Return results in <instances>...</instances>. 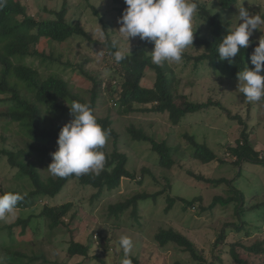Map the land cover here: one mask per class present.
I'll return each mask as SVG.
<instances>
[{"label": "rangeland", "instance_id": "obj_1", "mask_svg": "<svg viewBox=\"0 0 264 264\" xmlns=\"http://www.w3.org/2000/svg\"><path fill=\"white\" fill-rule=\"evenodd\" d=\"M18 1L26 8L27 14L38 22L44 19L55 20L56 17L51 12H59L64 2L68 3L67 22L78 23L91 39L76 36L64 45L44 43L39 46L47 54L54 53L56 58L60 56L67 68L43 64L40 60L29 59L27 64L36 68L42 77L61 75L71 85L74 93L89 105L94 92V84L90 79L96 82L99 99L94 113L100 119L110 118L113 122L112 129L118 134L117 146L113 138H108L104 148L109 154L116 147L118 152L126 154L129 157L128 170L134 177L123 179L117 190L105 192L98 200L93 199L96 191L74 182L54 200L30 202L28 208H17L13 220L8 223L0 222V247L22 243V247L18 248L20 252L42 255L38 264H120L123 251L119 246V239L121 236H128L134 243L130 258H136L142 264H198L188 253L174 245L159 247L155 236L161 230L173 229L203 250L205 257L213 264H236L230 255L233 247L248 264H264V256H255L246 251V248L254 244L264 243V165L247 162L237 165L236 158L228 150L242 142L245 133L250 145L264 157V101L248 102L237 91L238 78L230 79L225 69L216 68L209 63L195 67L194 63L189 64L183 56L180 63H164L173 71L170 78L174 82L171 86L176 95L193 103L221 104L223 109L211 106L186 116L177 126L170 122L168 114L133 112L120 115L114 93L117 90L121 93L123 76L119 66L107 52L106 42L116 44L126 55L144 50L151 56L154 48L153 43L142 41L139 37L130 39L129 43L120 37L117 31L120 27L118 20L123 13L119 10L123 8L122 3L117 4L114 0ZM121 2L124 3V0ZM199 2L201 5L206 3L205 0ZM241 2L239 0L238 5L229 13L220 10L215 0L207 3V9L232 28L239 22L236 16ZM243 6L250 13H259L264 11V0H244ZM199 14L200 11L194 18L193 30L202 37H208L211 28ZM262 35L264 32L257 30L250 39L258 44ZM202 52L203 49L196 50L193 47L184 54L195 57ZM253 67L251 65L250 69ZM261 75H264V71ZM156 81L157 73L148 70L142 85L152 89ZM109 84L113 86V89L110 87L111 92ZM2 99L0 97V115L7 108V103H3ZM5 124L6 120L0 117V153L20 145L19 138L13 135L14 131L20 133L19 127L15 125L11 127L12 132L5 131ZM132 126L143 130L158 143L166 142L173 150L172 158L176 166L171 170L160 167L159 157L150 144L133 141L128 131ZM186 136L194 137L197 143L207 145L218 160L204 165L191 159L193 150ZM2 138L7 141L3 143ZM49 164L40 166L43 179L55 178L47 171ZM16 174L17 170L9 166L7 158L0 155V194L17 190L26 195L33 189L28 181L16 180ZM191 174L212 180L225 178L243 194L247 208L257 205L261 208L248 212L244 219L237 216L234 205L226 208L218 206L210 211L209 206L215 197L227 198L233 195L230 187L227 184L213 187L200 182ZM136 194L157 196L141 202L137 210L130 207L118 218L112 215L111 207L125 203ZM169 199H175L176 203L167 212ZM181 200L194 201V205L187 206ZM68 203L74 205L66 220L67 225L60 226L54 232L48 231L44 219L40 217L43 205L60 207ZM73 214L76 217L71 222L69 219ZM31 216L34 218L24 235H21V227L12 231L8 229L19 218L27 220ZM243 220L245 225L241 224ZM236 227L242 230L239 231ZM222 232L226 236L220 242ZM99 237L106 240L108 251L99 245ZM72 242L85 246L92 243L89 257H70L67 252ZM3 254L0 248V262H3Z\"/></svg>", "mask_w": 264, "mask_h": 264}, {"label": "trees", "instance_id": "obj_2", "mask_svg": "<svg viewBox=\"0 0 264 264\" xmlns=\"http://www.w3.org/2000/svg\"><path fill=\"white\" fill-rule=\"evenodd\" d=\"M114 1L117 4L122 3L123 8L119 9L120 12H123L127 7L121 0ZM215 1L220 10L228 13L232 12L234 6H237L239 2V0ZM197 2L199 4V15L207 21L211 31L208 37H202L197 32L194 33L193 47L196 50L203 49V52L195 57L183 54L185 60L189 64L194 63L195 67L209 63L216 68L225 69L230 79L237 78V73L246 66L250 69V55L257 44L253 43L247 49L242 50L241 54L232 58L231 62L221 61L217 54V46L223 36L231 29L230 24L223 23L207 9V3H210V0H205L206 3L202 5L199 0ZM67 7L68 3L65 1L59 12H51L56 17L55 20L44 19L39 22L27 14L26 8L18 0H7V6L0 10V97H3L1 100L3 103H7V108L0 117L6 120V124L3 126L5 131L12 132L11 127L15 125L20 129V133L13 132V135L19 138L20 145L14 146L13 150H4L0 155L7 158V162L12 169L17 170L16 180L28 181L31 188H33L28 194L23 195L24 199L17 206L19 209L30 207V202L54 200L62 194L70 183L74 182L83 188L96 191L93 199L98 200L105 192L117 190L123 179L134 177L128 170L129 157L118 152L117 147L112 154L107 153L105 148L102 149L106 155V165L99 175L92 173L80 177L49 179H43L41 176L40 166L52 162L51 153L58 148L59 131L64 124L71 120L70 109L66 105H70L72 101L86 103L80 95L74 93L71 85L61 75L50 74L47 77H42L36 68L27 64V60L30 59L32 61L40 60L43 64L67 68L66 64L62 63L60 56L56 58L54 53L47 54L45 50L39 49V46L44 43L64 45L69 39L76 36L87 40L91 39L78 23L67 22ZM105 46L108 54L114 60L112 53L119 50V48L112 42H106ZM193 47H189L186 51ZM117 66H119L123 76L121 78L123 81L121 93L120 90L114 93L115 104L120 115H128L133 112L168 114L170 122L177 126L186 116L196 114L211 106L224 108L217 103H193L185 97L176 95L171 86L174 83L170 78L173 71H170L167 63L163 66L153 64L151 56H148L144 50H139L133 55H126V59ZM148 70H154L157 73V81L152 89L142 85L145 72ZM90 80L94 84L90 107L95 115V105L99 99V87L95 85L96 82L93 79ZM110 87L113 89V86L109 84V92H111ZM180 101H183L182 104H180ZM135 106L144 108H135ZM96 118L104 129L109 130V138H113L115 146H117L118 134L112 129L113 122L111 119H100L97 116ZM62 120H64V123ZM128 131L133 141L151 145L153 152L159 157L160 167L171 170L176 166V162L172 158L173 150L166 142H156L153 138L147 136L143 130L137 129L135 126H132ZM186 137L190 141L193 150L190 154L191 159L204 165L218 160L217 155L207 145L197 143L194 137ZM2 139L4 140L3 143L7 141V139ZM242 139V142H238L235 148H228L232 156L236 158L235 164L241 165L243 162H247L264 165V157L250 145L245 133ZM194 177L200 182L213 187L222 184H227L230 187L233 195L227 198L215 197L209 206L210 211H214L218 206L226 208L234 205L237 216L244 219L248 212L261 208L258 205L250 209L247 208L243 194L233 186L231 181L225 178L212 180L202 176L194 175ZM156 196L136 194L125 203L111 207V213L118 218L130 207L137 210L141 202L156 198ZM181 201L190 207L194 205V201ZM168 203L167 212L172 209L176 200L169 199ZM73 205V203L60 207L43 205L40 217L44 219L48 231L54 232L60 226L67 225L66 220ZM75 217L76 214L71 215L69 221L72 222ZM33 218L34 216L29 217L27 220L19 218L18 222L8 229L12 231L16 227H21V235H24ZM241 224L245 225V221L243 220ZM236 229L242 230L240 227H236ZM225 236L226 234L222 232L219 241H223ZM98 239L99 245L108 251L106 240L103 237ZM155 241L161 248L174 245L182 249L198 264H213L205 257L203 250H200L189 238L173 229L161 230L155 236ZM92 246V243L85 246L78 242H72L67 253L70 257L88 258ZM20 247H22V243L8 247L1 246V251L4 254L2 256L3 262H0V264H38L42 255L25 254L20 252L18 249ZM246 251L255 256H264V243L254 244L246 248ZM230 255L236 264H248L247 260H244L234 247L230 250ZM131 260L132 264H142L136 258H131Z\"/></svg>", "mask_w": 264, "mask_h": 264}, {"label": "clouds", "instance_id": "obj_3", "mask_svg": "<svg viewBox=\"0 0 264 264\" xmlns=\"http://www.w3.org/2000/svg\"><path fill=\"white\" fill-rule=\"evenodd\" d=\"M124 9L118 23L120 37L130 42L139 37L142 41L154 44L151 51L152 63L160 66L167 63L182 62L183 54L193 47V22L198 16L197 0H124ZM242 0L238 8L239 21L232 27L217 46L221 61H232L255 43L252 39L257 30L264 32V11L250 13ZM7 6V0H0V10ZM103 36V30L101 31ZM130 51V49H129ZM114 61L119 64L126 59L125 51L112 53ZM250 63L237 73V91L242 93L248 102L264 101V35L250 55ZM73 117L60 129L57 139L58 148L51 153L52 162L47 171L52 177H80L88 174L99 175L105 169L106 155L102 151L110 132L98 122L89 104L72 101L69 105ZM24 196L18 192L0 194V222L8 223L15 218L18 203ZM119 246L123 251L120 264H132L130 254L134 248L133 240L121 236Z\"/></svg>", "mask_w": 264, "mask_h": 264}]
</instances>
